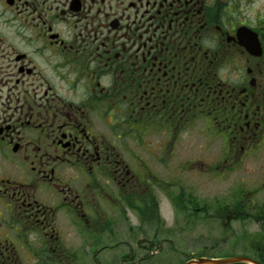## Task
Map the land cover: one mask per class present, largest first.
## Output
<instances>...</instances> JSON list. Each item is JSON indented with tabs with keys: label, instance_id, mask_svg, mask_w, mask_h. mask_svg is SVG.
<instances>
[{
	"label": "flooded vegetation",
	"instance_id": "obj_1",
	"mask_svg": "<svg viewBox=\"0 0 264 264\" xmlns=\"http://www.w3.org/2000/svg\"><path fill=\"white\" fill-rule=\"evenodd\" d=\"M249 12L0 0V264H144L169 250L170 213L182 235L262 220L264 19ZM248 168L260 179H233Z\"/></svg>",
	"mask_w": 264,
	"mask_h": 264
},
{
	"label": "rangeland",
	"instance_id": "obj_2",
	"mask_svg": "<svg viewBox=\"0 0 264 264\" xmlns=\"http://www.w3.org/2000/svg\"><path fill=\"white\" fill-rule=\"evenodd\" d=\"M247 5L250 14H257L264 19V0H247ZM239 176L243 178L244 185L248 179L259 180L261 177L260 174L256 175L250 168L240 173H233V179ZM229 182L230 177L217 178L215 182L216 194L219 191H224V189L226 192ZM251 202H262L264 205V189L256 193L255 197H251ZM252 211V209H249V212ZM227 220L230 221H228V225L224 226L223 220L219 217L215 220L201 217L194 224L189 225V223H186L185 231L182 235L177 230V227H179L178 223L172 218L170 213V217L168 218V225L170 226L169 250H164L162 253L154 255L151 259L148 258V262L143 261L144 264H155V262L156 264H161V262L163 264H183L186 259L193 256L191 255L192 253L196 255L204 254L206 257L214 258L235 255L255 257L256 247L261 246L264 250V239L257 237V233L264 232V214L262 220L259 222H256V219L252 215L244 222L230 217H227ZM242 235H246V237L244 238ZM73 242L75 245L79 244L78 240H73ZM99 258L105 259L103 256H99ZM126 262L129 264L134 263L132 258L126 259ZM74 264L80 263L78 260H75ZM81 264L93 263L91 260H88Z\"/></svg>",
	"mask_w": 264,
	"mask_h": 264
},
{
	"label": "water",
	"instance_id": "obj_3",
	"mask_svg": "<svg viewBox=\"0 0 264 264\" xmlns=\"http://www.w3.org/2000/svg\"><path fill=\"white\" fill-rule=\"evenodd\" d=\"M237 262H242L247 264H262L252 257L243 256V255L230 256L224 258H208L201 256L191 259L187 261L185 264H231Z\"/></svg>",
	"mask_w": 264,
	"mask_h": 264
},
{
	"label": "trees",
	"instance_id": "obj_4",
	"mask_svg": "<svg viewBox=\"0 0 264 264\" xmlns=\"http://www.w3.org/2000/svg\"><path fill=\"white\" fill-rule=\"evenodd\" d=\"M255 257L264 264V254L262 252L258 254L256 253ZM235 264H246V263H235Z\"/></svg>",
	"mask_w": 264,
	"mask_h": 264
}]
</instances>
